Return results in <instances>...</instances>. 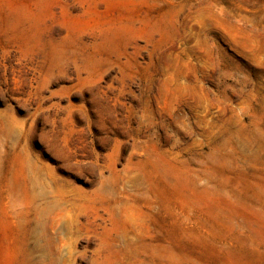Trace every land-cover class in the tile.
<instances>
[{
    "label": "rangeland",
    "instance_id": "1",
    "mask_svg": "<svg viewBox=\"0 0 264 264\" xmlns=\"http://www.w3.org/2000/svg\"><path fill=\"white\" fill-rule=\"evenodd\" d=\"M0 264H264V0H0Z\"/></svg>",
    "mask_w": 264,
    "mask_h": 264
}]
</instances>
